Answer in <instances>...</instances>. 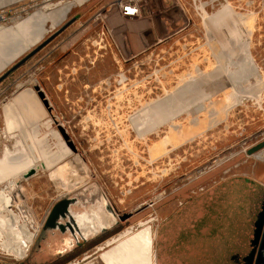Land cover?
<instances>
[{
    "label": "rangeland",
    "instance_id": "rangeland-1",
    "mask_svg": "<svg viewBox=\"0 0 264 264\" xmlns=\"http://www.w3.org/2000/svg\"><path fill=\"white\" fill-rule=\"evenodd\" d=\"M198 1L194 9L191 0H151L132 19L114 0H89L58 24L73 0H27L8 14L15 19L0 34V77L76 16L66 43L78 47L82 72L76 85H57V95L39 71L27 72V63L0 84V160L6 169L20 162L14 158L32 162L0 181V191L14 215L22 216L24 206L40 227L24 260L9 255L15 244L7 226L17 220H3L9 213L1 202L0 264H108L107 256L114 264H163L162 230L197 215L188 209L208 191L232 179L264 187V150L248 154L264 142V0ZM54 3L60 7L51 9ZM26 90L36 97V115L11 105L19 93L18 101L29 99ZM236 182L222 185L220 201L212 202L225 220L238 218ZM66 198L76 201L74 214L111 213V227L89 238L44 234ZM125 215L132 217L121 221ZM170 261L167 255L164 264Z\"/></svg>",
    "mask_w": 264,
    "mask_h": 264
},
{
    "label": "crops",
    "instance_id": "crops-1",
    "mask_svg": "<svg viewBox=\"0 0 264 264\" xmlns=\"http://www.w3.org/2000/svg\"><path fill=\"white\" fill-rule=\"evenodd\" d=\"M25 1L27 0H0V9L8 15L21 9ZM191 1L193 8L196 9L195 6L199 5V1ZM56 4L58 3L51 4V9L54 8L55 10L60 7L55 6ZM45 8L46 6L44 10H46ZM48 12L45 13L48 14ZM29 21L32 20L28 18L26 22ZM26 22L16 25V29L23 28L22 26ZM36 24L39 27L41 22ZM6 30L2 29L0 34ZM74 32H76L75 27L67 29L44 48L40 54L27 62V72L32 73L34 77L36 72L39 71L43 86H46L51 93L53 91L56 95L55 88L57 85L63 83L69 88L73 84L76 85L78 82L75 75L77 71L82 72V67L77 66L82 61L81 55L77 59L78 47L66 43ZM9 63L8 61L6 65ZM2 68H0L1 71ZM32 82L34 86L38 83L36 78H33ZM25 92L30 96L29 99H26L25 102L18 101V98L23 94L22 92L12 100L13 104L11 105H16L17 108L25 110L27 115H36L35 112L33 113L32 108L36 97L27 90ZM71 99L73 98L71 97ZM42 117H44L43 114ZM232 181H238V189L242 193L241 200L238 201V218H236L237 220H225L221 215L217 216V213L223 212L222 207L220 209L219 207H213L212 202L213 200L220 201V197H217V194H219L217 190L222 185ZM224 184L203 195L198 206L189 207L188 213H196L197 215H190V218L186 217L185 220L182 217L181 220L173 222L168 228L162 230V239H160V243L161 240L162 243L159 246L161 247L162 254L160 258L163 264L167 255L170 256V264L171 262L172 264H255L264 228V187L261 188L258 184H254L253 187L247 186L241 179L228 180ZM195 209L196 211H194ZM94 211V216L88 214L78 215L71 211L85 238L91 237V235L102 229L111 227L110 223H112L111 219L113 218L109 214L102 216L96 210ZM99 218H102V220ZM211 246L214 247V252H209L208 247L211 248ZM106 260L108 264H114L115 261L114 256L112 259L107 256Z\"/></svg>",
    "mask_w": 264,
    "mask_h": 264
},
{
    "label": "water",
    "instance_id": "water-1",
    "mask_svg": "<svg viewBox=\"0 0 264 264\" xmlns=\"http://www.w3.org/2000/svg\"><path fill=\"white\" fill-rule=\"evenodd\" d=\"M79 19V16L74 17L70 21H68L64 26H62L58 31H56L54 34H52L48 39H46L42 44H40L37 48H35L31 53H29L27 56H25L23 59H21L19 62H17L14 66H12L5 74H3L0 77V84L5 81L12 73L17 71L19 68H21L23 65H25L29 60H31L34 56L39 54L44 48H46L48 45H50L56 38H58L62 33H64L70 26H72L77 20ZM34 90L36 91V94L38 98L40 99L41 103L45 107V109L50 114L53 122L57 125L58 130L60 131V134L62 135L63 139L66 142V145L73 150L75 153L77 152L75 145L73 142H71L69 135L66 133L65 129L59 124L58 120L55 118L54 110L50 105V102L44 93V91L41 89L40 86L35 85ZM264 150V142L260 143L256 147L249 150V155H254L256 153H259ZM76 204V201L70 198H66L62 201H60L55 208L53 209L50 218L46 224L44 234L46 232H50L52 230H61V232H70L73 237H82V231L79 228V224L74 218V216L71 213V208ZM132 215H125L121 217V221H126L127 219L131 218ZM62 221H65L63 224ZM47 232V233H48ZM255 264H264V228L261 234L260 238V244L258 248V254L255 260Z\"/></svg>",
    "mask_w": 264,
    "mask_h": 264
},
{
    "label": "bare ground",
    "instance_id": "bare-ground-1",
    "mask_svg": "<svg viewBox=\"0 0 264 264\" xmlns=\"http://www.w3.org/2000/svg\"><path fill=\"white\" fill-rule=\"evenodd\" d=\"M88 1L89 0H73V2H72L73 5H69V6L65 7V9L63 10V12L60 11L61 13L59 12L60 15L58 14L57 17H59V16H61V17H60V19L57 20L58 22H56V23L58 24L60 22H63L65 20V18H66V15L68 14V12L73 7L82 6L83 4H85ZM43 116H44V114H43ZM6 155H8V153H6ZM6 155H5V158H6ZM12 155H14V154H12ZM12 160L13 161H16V162H18V161H20V162L14 163V165H12L11 167L7 168V169H10L11 170L9 173L8 172H5V170H7L5 168V166H4V163L5 162L3 160H0V179H1L0 181H7L8 179L9 180L10 179H15L16 176H19L22 173H24V172H21V171H22L23 168H25L26 166H28L27 164L29 163V161L26 160V163L25 164H22L21 161L25 160L24 158L23 159H21V158L15 159L14 158ZM1 183L2 182H0V184ZM0 192H3V195H4L5 199L7 200V202H9L8 201V195L6 194V192H4V191H0ZM1 202L4 203V205H5V210L4 209L3 210L5 212L9 213V216L3 217V220L8 221L9 220V217L17 220V222H16L17 225H14V224L10 223L7 226V229L10 230V234L13 237V241H14L13 244H15V246H14L15 248L14 247L12 248V244H11V248L10 249H7V250L9 252H13L16 255H22L24 253V248H28L29 246L33 245V243L36 240V236H34V235L31 234V230L29 229V227H27V225H25V224H23V225L22 224H19L18 218L12 213V211L10 210V207L9 208L7 207V206H10L9 203L6 204L5 201H4V199L0 198V203ZM109 215L112 218L111 213H109ZM0 218L2 219V217H0ZM16 226H17V229H18L17 232H16ZM130 232L131 231L128 230V232H126L125 235L130 234ZM16 251H18V252H16Z\"/></svg>",
    "mask_w": 264,
    "mask_h": 264
},
{
    "label": "built area",
    "instance_id": "built-area-1",
    "mask_svg": "<svg viewBox=\"0 0 264 264\" xmlns=\"http://www.w3.org/2000/svg\"><path fill=\"white\" fill-rule=\"evenodd\" d=\"M150 1L151 0H114L113 6L117 9L121 16L132 19L140 17L143 7ZM14 19L15 17L11 18L4 10L0 9V29L3 27L8 28L7 26H9ZM22 207V216H15L18 218L19 224L27 225V227L31 230V234L37 237L40 227L33 225L30 211L24 206ZM6 251L9 255H12L19 260H24L29 253V247L24 248V253L22 255H16L8 250Z\"/></svg>",
    "mask_w": 264,
    "mask_h": 264
},
{
    "label": "flooded vegetation",
    "instance_id": "flooded-vegetation-1",
    "mask_svg": "<svg viewBox=\"0 0 264 264\" xmlns=\"http://www.w3.org/2000/svg\"><path fill=\"white\" fill-rule=\"evenodd\" d=\"M108 77H109V75H108ZM107 77V81H108V78ZM110 77H111V79H110V81H112V84H113V74L112 75H110ZM112 94H113V92H111ZM10 109H11V107H10ZM29 161V160H28ZM21 163L22 164H25L26 163V160H23V161H21ZM32 165V162L31 161H29V163H28V166H26L25 168H23L22 169V171L21 172H26L28 169H29V167ZM1 195L0 196H2L3 194L2 193H0ZM3 197H4V195H3ZM5 201V200H4ZM6 204H8V202L6 201L5 202ZM10 206H8V208H9ZM3 208H1V210H2ZM83 237V236H82ZM83 238H85V237H83Z\"/></svg>",
    "mask_w": 264,
    "mask_h": 264
}]
</instances>
